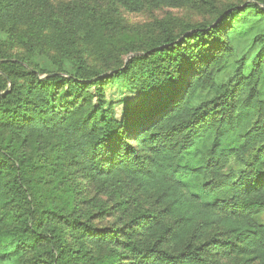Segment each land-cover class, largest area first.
<instances>
[{
	"label": "trees",
	"instance_id": "trees-1",
	"mask_svg": "<svg viewBox=\"0 0 264 264\" xmlns=\"http://www.w3.org/2000/svg\"><path fill=\"white\" fill-rule=\"evenodd\" d=\"M163 7L209 18L121 11ZM252 20L264 0H0V264H264V29L232 62Z\"/></svg>",
	"mask_w": 264,
	"mask_h": 264
},
{
	"label": "rangeland",
	"instance_id": "rangeland-1",
	"mask_svg": "<svg viewBox=\"0 0 264 264\" xmlns=\"http://www.w3.org/2000/svg\"><path fill=\"white\" fill-rule=\"evenodd\" d=\"M69 0H54L56 4L67 2ZM122 16L126 20L127 23L131 25H143L146 23L151 22L155 17H164L168 14H171L177 18H180L184 21H200L203 18L208 19L209 16L204 17L197 11L190 9V8H169L163 7L160 9L153 10L152 12L149 11H141V12H132L125 9H122ZM243 31L241 33H235L233 35V40L237 46V52L233 57V63L237 59H239L242 54L246 51L249 44L252 41V38L255 34L260 33L264 29V21L258 22L255 20L250 21L243 27ZM248 29V30H246ZM40 61L44 64V66L48 69H54L50 63H46V60L40 59ZM233 67L227 69L222 75L220 76V80L226 79L233 71ZM107 93V102L108 105H111L114 108L117 117H120L123 112L126 110L128 106L133 104L139 97L138 92L132 90L125 81L117 80L111 85L106 88ZM90 190L88 193L94 192L96 187H92L89 185ZM103 225L111 224L115 222V217L107 218L106 220L99 221Z\"/></svg>",
	"mask_w": 264,
	"mask_h": 264
}]
</instances>
